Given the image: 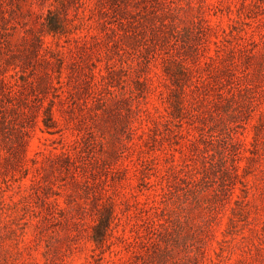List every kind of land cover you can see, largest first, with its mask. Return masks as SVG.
Here are the masks:
<instances>
[{
    "label": "rangeland",
    "instance_id": "rangeland-1",
    "mask_svg": "<svg viewBox=\"0 0 264 264\" xmlns=\"http://www.w3.org/2000/svg\"><path fill=\"white\" fill-rule=\"evenodd\" d=\"M0 264H264V0H0Z\"/></svg>",
    "mask_w": 264,
    "mask_h": 264
},
{
    "label": "trees",
    "instance_id": "trees-1",
    "mask_svg": "<svg viewBox=\"0 0 264 264\" xmlns=\"http://www.w3.org/2000/svg\"><path fill=\"white\" fill-rule=\"evenodd\" d=\"M50 26H51V31H54L55 29H59L58 24H54V25L50 24Z\"/></svg>",
    "mask_w": 264,
    "mask_h": 264
}]
</instances>
